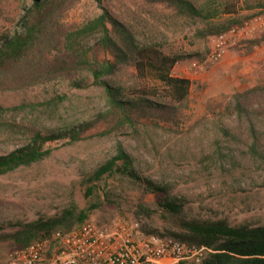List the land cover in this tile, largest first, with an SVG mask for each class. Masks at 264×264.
<instances>
[{
  "label": "rangeland",
  "instance_id": "obj_1",
  "mask_svg": "<svg viewBox=\"0 0 264 264\" xmlns=\"http://www.w3.org/2000/svg\"><path fill=\"white\" fill-rule=\"evenodd\" d=\"M190 1L219 12L226 2ZM32 3L0 0V43ZM241 7H245L239 14L243 22L261 15L262 24L254 23L252 33L242 31L223 59L197 73L186 72V63L205 57L216 35L210 31L229 15L204 19L183 14L167 1L153 0H78L64 13L62 22L76 28L107 8L130 30L137 44L181 56L173 73L192 80L191 93L174 115L143 118L107 135L100 134L107 128L100 124L85 139L54 142L45 159L0 175V264H8L9 254L18 247L16 233L30 223L65 213L71 216L54 229L80 225L83 221L76 216L81 211L87 214L85 219L98 221L137 219L145 229L169 235V231H185L183 222L196 219L264 224V96L252 93L240 101L237 98V94L264 84V0H242ZM236 25L242 27L243 23ZM89 44L97 45V38L92 37ZM109 55L103 52L100 58ZM104 79L121 87L125 96L141 88H157L163 93L157 76L141 73L132 61L120 64ZM107 107V93L94 83L88 69L0 90V153L27 143L33 128L44 133L60 131L92 119ZM119 142L132 155L141 177L164 186L177 199L182 205L179 214L161 208L146 182L120 171L93 183L87 181L116 154ZM89 185L93 191L87 196Z\"/></svg>",
  "mask_w": 264,
  "mask_h": 264
},
{
  "label": "trees",
  "instance_id": "obj_2",
  "mask_svg": "<svg viewBox=\"0 0 264 264\" xmlns=\"http://www.w3.org/2000/svg\"><path fill=\"white\" fill-rule=\"evenodd\" d=\"M77 1L33 0L26 7L13 24V31L8 32L0 43V90L47 81L61 72L73 69H88L94 83L104 87L108 107L92 119L60 131L44 133L33 128L27 143L10 152L0 153V175L45 159L52 153L54 142L63 140L64 143H74L85 139L87 132L100 124L107 125L100 133L107 135L114 129L120 130L127 125L132 127L143 118L174 115L178 105L190 96L192 80L173 73L174 65L181 56L168 55L154 45L137 44L130 30L107 8L76 28L67 27L62 22V16ZM153 1H167L183 14L204 19L218 17L220 13L229 15L210 34H220L233 25L242 24L244 19L239 17L240 11L245 8L241 7L242 0H226L220 12L197 7L190 0ZM92 37L97 38L95 46L89 44ZM103 52L110 54L111 58L106 56L101 59ZM131 61L141 73L152 72L157 76L163 84L162 94L157 88H141L133 89L131 95L125 96L121 87L113 86L104 79L115 73L120 64ZM252 93L264 96V84L237 94L238 101ZM238 106L241 107L239 102ZM2 110L0 108V116ZM117 171L143 180L155 193L161 208L171 213H180L182 205L168 194L164 186L140 176L132 155L121 142L117 145L116 154L98 167L87 181L93 183ZM92 191L93 185H89L86 195L89 196ZM68 215L71 216L65 213L62 217L46 222L30 223L26 229L16 233V245L21 247L36 239L51 236L56 230L54 227L63 224L69 218ZM86 217L87 214L81 211L76 219L82 222ZM182 225L185 231L169 233L189 242L205 244L214 250L202 264H264V224L231 225L225 220L196 219L184 221Z\"/></svg>",
  "mask_w": 264,
  "mask_h": 264
},
{
  "label": "built area",
  "instance_id": "obj_3",
  "mask_svg": "<svg viewBox=\"0 0 264 264\" xmlns=\"http://www.w3.org/2000/svg\"><path fill=\"white\" fill-rule=\"evenodd\" d=\"M263 17L245 20L214 35L210 51L203 58H191L186 72H202L225 57L242 31L253 32ZM181 64L179 60L174 66ZM214 252L205 244L146 230L137 220L114 217L107 221L85 219L69 230H55L11 251L8 264H202Z\"/></svg>",
  "mask_w": 264,
  "mask_h": 264
}]
</instances>
